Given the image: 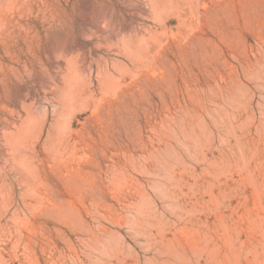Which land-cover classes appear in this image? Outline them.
<instances>
[{"label":"rangeland","instance_id":"374dc122","mask_svg":"<svg viewBox=\"0 0 264 264\" xmlns=\"http://www.w3.org/2000/svg\"><path fill=\"white\" fill-rule=\"evenodd\" d=\"M86 1L60 3L58 33L33 23L28 93L0 74V264H264V0H200L189 28L167 13L153 67L97 111L81 88L157 22L148 0ZM25 124L44 135L17 148Z\"/></svg>","mask_w":264,"mask_h":264},{"label":"bare ground","instance_id":"6f19581e","mask_svg":"<svg viewBox=\"0 0 264 264\" xmlns=\"http://www.w3.org/2000/svg\"><path fill=\"white\" fill-rule=\"evenodd\" d=\"M148 1H150L149 2V4H151L150 8H152V12H153L152 16H154V19H155L153 20L154 22L155 21L157 22L156 26L155 27L150 26L149 30L140 36L141 38H137L136 40L123 39L120 42L121 43L120 45L122 47H120V45L119 47L120 49L123 50V53H121L122 54L121 55L119 52L118 57H123L126 63H128V65L120 64L121 68L118 69L117 75H107L106 76L104 74L105 80H102V81H104L105 84H104V87L103 85H101L102 89H100L99 91H97L93 87L92 83L90 84V82L88 83L89 85L86 87H83V88L79 87L81 88V91L79 90L77 91H79L78 105H80V108L81 106H83L81 105V103L82 104L93 103V105H95L96 107L94 108L97 111V108H99L97 106L98 105L100 106V103L103 102L102 100H104V98L106 97H110L113 99L116 98L121 93L123 86L128 82V80L133 81L136 77L138 78V76L144 70L151 69L157 59V56L160 54L163 48L162 38L166 34H167L166 37L169 36L167 31L168 30L170 31L171 27L169 29L167 24L165 23V16L167 15V13L172 12V11L178 13L181 16L182 21H179L180 20L179 19L177 25L179 26V23H180V27L183 26V27L189 28L190 24L192 23L193 18L196 17L199 6L201 4L200 0H148ZM60 3H61V6L69 8L70 6H72L73 0H0V74L3 77V80L5 83L9 81V78L15 80V82L18 84V97L19 98H22L23 95L29 92L28 87L24 84V78L25 76H27V70H28V67L25 65V63H28V57L37 63H43L41 57L37 54L38 52L37 50H39V46H40L39 40H41V37L39 35L40 31L33 29L32 25L33 23H39V24L46 25V26L48 25L49 30L56 29V33H58L60 24L58 22L56 11ZM92 6H93L92 0L90 3L87 1L83 3L84 10L87 9L88 11H90ZM85 14H83V16H85ZM178 14H176V16ZM171 16L174 17L175 15L174 16L171 15ZM176 27L177 26H175V28ZM192 30L194 31L193 28ZM171 34L172 33H170V36L173 38L175 35L173 34L172 36ZM167 41L168 40H166V43ZM112 46L114 48V46L117 47L118 44L117 45L113 44L111 45V47ZM59 47H57V49ZM72 47H73V42L71 40L69 42H66L62 47H60L61 48L60 52L69 51L70 49H72ZM57 49H55L54 44H52L50 47L46 49V59L49 60V62L56 61L57 56H58ZM17 51H19V53L22 52V55L18 56L19 53ZM116 62L125 63L123 61L122 62L116 61ZM9 63H13V65H10ZM153 73H155V71L152 72L151 75H154ZM78 76H79L78 78H80V75ZM74 77L75 76H73V79ZM76 79L73 81H76ZM35 82L39 83V80L37 79ZM100 84H103V82ZM72 88L73 86H71L70 88L71 92H72ZM71 92L69 94H71ZM75 93L77 92H74V94ZM61 100H63L62 97H61ZM70 101H72V99ZM64 107H65L64 109H67L70 106H67V108L66 106ZM69 109L67 111H69ZM67 113L68 112H66V114ZM66 118H68V116ZM24 122H28V121L24 120ZM26 124L29 125V123H26ZM28 125L25 126L26 128L23 127L25 128L24 130L22 129L19 130V128H17V130L19 131H17L15 134H12L9 137L11 144H14L17 148H19V147H24V145L25 144L27 145L28 142H31V145L33 144L36 146L41 142L42 137L44 135L45 125H43L42 128L40 127L41 128L40 131H38L36 134H32L27 129ZM30 125L32 126V124ZM32 129L34 130V128ZM71 131H72L71 128L67 129L66 131L65 129L63 131V129L61 128L57 130V134L55 135V138L53 139V143L51 144V150L54 152L53 154H55L56 157L59 155L62 158V155H64L66 152L68 153L67 149L69 147V141L67 138L68 136L67 134L69 132L71 133ZM49 136H50V133H49ZM51 138L52 137H50V139Z\"/></svg>","mask_w":264,"mask_h":264}]
</instances>
